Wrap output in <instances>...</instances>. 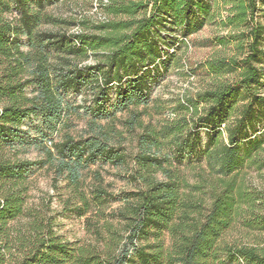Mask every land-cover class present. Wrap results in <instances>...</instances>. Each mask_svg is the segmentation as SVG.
<instances>
[{"label":"trees","instance_id":"16d2710c","mask_svg":"<svg viewBox=\"0 0 264 264\" xmlns=\"http://www.w3.org/2000/svg\"><path fill=\"white\" fill-rule=\"evenodd\" d=\"M109 1L108 21L89 31L83 28L87 21L78 20L74 25L83 32L77 34L36 30L41 13L32 7L33 0H0V264H225L240 259L264 264V241L239 245L224 237L243 211L255 212L259 198L264 205V195L248 193L240 177L246 166L264 169V0H238L235 5L237 18L252 24L245 57L208 63L214 73H240L235 82L203 93L204 113L195 109L208 132L207 144L203 149L197 132L195 141L180 144L182 151L206 156L209 170L199 164L192 183L182 169L156 152L158 141L146 133L133 176L143 187L117 214L128 221L126 241L121 246L122 237L117 250L112 251L113 237L105 250L71 247L41 221L30 223L27 233L18 231L15 222L28 211L34 166H48L79 189L89 164L124 160L101 121L124 111L132 128L140 125L138 108L149 103L153 83L187 41L192 20L202 19L203 11L210 9V0ZM38 2L44 6V0ZM14 8L19 16L10 19ZM94 57L93 66L81 65ZM87 88L92 91L91 104L75 110L85 108L91 115L93 134L79 140L66 134L55 142L53 136L65 125L71 108L66 97ZM239 99L243 105L234 116ZM32 116L39 120L33 136L23 129L24 120ZM26 146L41 150L42 158L19 159L16 153ZM104 194L98 187L96 198ZM142 240L145 243L139 244Z\"/></svg>","mask_w":264,"mask_h":264},{"label":"rangeland","instance_id":"374dc122","mask_svg":"<svg viewBox=\"0 0 264 264\" xmlns=\"http://www.w3.org/2000/svg\"><path fill=\"white\" fill-rule=\"evenodd\" d=\"M237 2L238 0H210V9L203 11L202 19L192 20L187 41L181 43L164 75L153 83L149 103L138 108L141 113L140 125L132 128L128 123L130 115L124 111H118L115 119L113 117L110 121H101V125L106 126L105 132L112 138V144L124 154L121 163L100 159L89 164L83 169L79 189H75L65 177H58L48 166L32 168L27 197L28 211L25 217L15 222L18 231L27 233L30 223L41 221L53 228L71 247L95 246L105 250L113 237L116 243L112 245V251L117 250L119 240L124 237L122 246L128 235V221L117 214L132 194L143 187L133 176L139 169L135 159L142 151V137L146 133L153 134L158 141L156 152L161 157H168L174 167L182 169L192 183L196 181L198 167L203 166L202 170H209L206 156L191 155L190 150L182 151L180 144L185 140L195 141L194 134L197 132L201 133L204 149L208 132L201 126L195 109L204 113L207 108V102L202 99L205 91L233 83L239 78V70L225 69L214 73L208 67L209 62L216 60L240 61L248 52L250 39L246 35L252 24L249 19L237 18ZM43 4L40 7L38 0L32 2L35 11L41 13L36 30H70L74 33L73 31L80 29L79 24L74 25L79 20L87 21L84 26L81 24L84 30L95 31L100 23L91 13L92 0H44ZM18 16L15 8L9 15L10 19H17ZM96 60V57L89 58L81 62V65L93 66ZM262 67L264 69V63ZM31 91L32 88H29L28 92ZM261 92L264 93V82ZM91 95L92 91L88 88L80 93L68 94L66 99L71 106L70 112L65 125L59 127L58 133L53 136L55 142L62 141L66 134L77 140L93 134L91 115L86 114L85 108L75 110L76 107L90 105ZM115 101L113 91L112 103ZM242 105L243 101L239 99L234 106V116L239 113ZM38 124L39 120L32 116L24 120L23 129H30L33 136ZM261 138L264 147V135ZM40 151L26 146L20 148L16 155L19 159L36 161L42 158ZM240 177L248 193L258 197L264 195V169L259 171L256 167L246 166ZM159 178H163L161 174ZM98 187L107 192L99 199L96 198ZM261 201L263 200L259 198L255 203V212L243 211L233 229L224 236L226 242L241 245L264 241V205ZM164 236L165 245L168 246V233L165 232ZM144 243V240L139 242ZM225 264L247 262L240 259L227 261Z\"/></svg>","mask_w":264,"mask_h":264},{"label":"built area","instance_id":"2783aa9c","mask_svg":"<svg viewBox=\"0 0 264 264\" xmlns=\"http://www.w3.org/2000/svg\"><path fill=\"white\" fill-rule=\"evenodd\" d=\"M110 4L109 0H92V7H91V13L94 15L100 22H106L108 21V15L105 11L106 7H108ZM74 33H82L83 30L80 27L78 31H73ZM173 49L171 50V52ZM159 69L163 71V68L159 65ZM225 123L221 125L220 129L224 132L225 131Z\"/></svg>","mask_w":264,"mask_h":264}]
</instances>
